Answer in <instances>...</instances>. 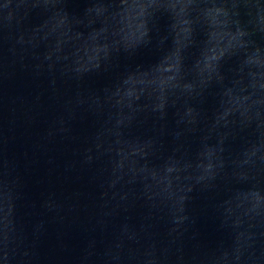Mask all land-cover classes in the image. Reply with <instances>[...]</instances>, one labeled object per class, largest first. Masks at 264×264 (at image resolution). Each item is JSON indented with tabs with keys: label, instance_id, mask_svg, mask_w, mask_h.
<instances>
[{
	"label": "water",
	"instance_id": "water-1",
	"mask_svg": "<svg viewBox=\"0 0 264 264\" xmlns=\"http://www.w3.org/2000/svg\"><path fill=\"white\" fill-rule=\"evenodd\" d=\"M0 264H264V0H0Z\"/></svg>",
	"mask_w": 264,
	"mask_h": 264
}]
</instances>
